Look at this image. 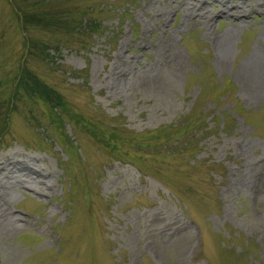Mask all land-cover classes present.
Here are the masks:
<instances>
[{
    "label": "rangeland",
    "instance_id": "rangeland-1",
    "mask_svg": "<svg viewBox=\"0 0 264 264\" xmlns=\"http://www.w3.org/2000/svg\"><path fill=\"white\" fill-rule=\"evenodd\" d=\"M0 264H264V0H0Z\"/></svg>",
    "mask_w": 264,
    "mask_h": 264
},
{
    "label": "trees",
    "instance_id": "trees-1",
    "mask_svg": "<svg viewBox=\"0 0 264 264\" xmlns=\"http://www.w3.org/2000/svg\"><path fill=\"white\" fill-rule=\"evenodd\" d=\"M38 14H40V13H37L36 12V14L35 15H38ZM28 17H31V15H27L24 19H25V23H27V20H28ZM32 19H34L36 22H38L37 20H39V21H42V20H40L39 19V16H35V18H32ZM37 19V20H36ZM46 20L47 19H43V22H40V23H42V25L43 24H47V22H46ZM37 80V79H36ZM37 82H38V80H37ZM33 85H35V86H37V83L36 82H34L33 83ZM22 86L24 87H22L23 89H25V90H27V91H29L31 94H35L36 93V91H35V89H36V87L34 86H32V85H29V84H27V83H22ZM28 86H30L29 88H26V87H28ZM49 93H53V91L51 90V89H48V92H46V94H45V98H44V96L43 95H41V94H39V96L41 95L42 97H43V99L45 100H50V97L48 96L49 95ZM53 97V96H52ZM50 102H52V101H50ZM58 104V101L57 102H53V106H55V105H57ZM54 108V107H53ZM192 122H188L187 124H191ZM185 127H186V124L183 126V127H178V128H176V129H178L179 131H178V133H181V134H183V132L184 133H187V130L185 129ZM173 128H174V126L173 127H163L162 129H160V130H153V131H151V132H148V134H147V136H158V138L159 139H161V141H163V148L165 149L166 148V146L167 145H170V142L172 141L171 139H172V137H170V135H171V131H173ZM93 132V134H95V135H97V132L96 131H92ZM113 134V135H112ZM112 134H110V133H107V135H108V139H106V136H104L103 134L99 137V139L100 140H103V141H105V140H107L104 144L105 145H107L108 147H111V148H113L114 149V141L118 138V139H120V140H123V141H125V138H127L128 136H126V134H121L120 133V131L119 132H112ZM95 135H94V137H95ZM121 135V136H120ZM129 140H130V136H129ZM177 144L176 145H171V146H169V150L168 151H166L165 153H162L161 151H160V148H159V144L157 145V146H155V148L153 149L154 150V152H156L157 154H159V156L161 157L162 156V158H161V167H165V168H168V169H170V170H172V171H174L175 169H174V166L176 165V166H179V161H172V159H176V154H180L181 153V146L184 144V142L183 141H179V140H177V142H176ZM149 147H151V145H148ZM123 154H125V153H123ZM185 156H187V154L185 155Z\"/></svg>",
    "mask_w": 264,
    "mask_h": 264
},
{
    "label": "bare ground",
    "instance_id": "bare-ground-1",
    "mask_svg": "<svg viewBox=\"0 0 264 264\" xmlns=\"http://www.w3.org/2000/svg\"><path fill=\"white\" fill-rule=\"evenodd\" d=\"M225 2V1H224ZM221 3V2H220ZM227 8H228V6H227ZM237 10V9H236ZM227 11V10H226ZM220 13V12H219ZM239 13V12H238ZM229 15V14H228ZM236 15H237V13H236ZM16 169V168H15Z\"/></svg>",
    "mask_w": 264,
    "mask_h": 264
}]
</instances>
